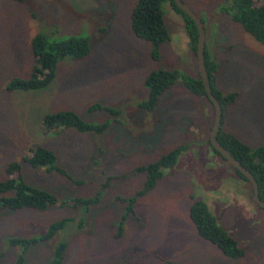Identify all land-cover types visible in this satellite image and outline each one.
Masks as SVG:
<instances>
[{
  "label": "rangeland",
  "instance_id": "1",
  "mask_svg": "<svg viewBox=\"0 0 264 264\" xmlns=\"http://www.w3.org/2000/svg\"><path fill=\"white\" fill-rule=\"evenodd\" d=\"M134 2L0 0V176L6 162L21 161L29 146L39 144L80 184L21 163L26 183L61 200L99 195L84 216L67 207L1 213L0 264H14L21 253L8 239L37 237L63 218L74 222L27 249L23 264H48L62 239L68 244L61 264H264V209L252 202L248 183L209 148L211 104L177 81L152 112L139 107L147 97L143 79L151 71L196 77L197 69L183 21L168 6V38L158 61L150 60L149 45L128 26ZM182 2L203 20L207 55L218 64V91L235 94L222 115L221 131L250 147L264 145L263 47L219 12L221 0ZM37 33L53 41L87 38L90 52L81 60L59 61L54 80L41 90L6 92L9 79L28 77L29 42ZM93 104L113 113L90 112ZM59 111L107 127L94 135L71 129L44 133L43 117ZM177 146L186 149L176 165L125 213L127 203L119 198L132 197L145 179L133 170ZM193 201L206 204L217 225L243 250L241 257H226L198 237L188 217Z\"/></svg>",
  "mask_w": 264,
  "mask_h": 264
},
{
  "label": "trees",
  "instance_id": "2",
  "mask_svg": "<svg viewBox=\"0 0 264 264\" xmlns=\"http://www.w3.org/2000/svg\"><path fill=\"white\" fill-rule=\"evenodd\" d=\"M10 1L21 2L22 0ZM166 6L181 17L190 48L195 55L196 27L175 6L172 0H135L129 12L128 26L135 38L143 40L149 45V58L152 62L158 61L159 49L168 38L164 26V8ZM218 10L226 15L231 22L237 24L264 49V0H221ZM200 21L203 24L201 18ZM29 50L32 66L28 77H12L9 79L4 87L6 92H30L47 87L55 78L59 61L63 59L75 61L86 58L90 52V47L88 39L84 37L72 36L64 40L53 41L43 34L37 33L30 39ZM204 66L210 90L221 108V126L222 115L227 106L234 101L235 94L223 96L218 91L216 87L218 64L208 57L205 46ZM177 81L194 96L205 98L209 102L198 73L196 77H193L176 70L159 69L151 71L144 77L143 86L147 88V97L139 107L152 112L161 95L176 84ZM88 110L90 112L106 111L113 113L109 108L99 104L91 105ZM41 125L46 134H57L63 130L71 129L78 133L94 135L100 134L107 127L106 123L99 125L87 123L72 111H59L45 115ZM216 140L231 157L252 175L257 185L258 199L264 202V145L258 147L247 146L233 135L221 131V129L216 135ZM206 142L213 153L218 155L210 147L208 139ZM185 149V146H177L160 155L158 159L146 166H139L133 170L136 173H144L145 179L142 188L132 197L127 199L119 198L120 201L127 203L125 213L132 212L136 199L153 189L157 181L164 175V172L176 165ZM56 159L55 154L51 150L39 144H34L27 148L26 154L23 155L21 161L6 162L3 166L4 176H0V214L22 209L43 212L51 207H67L76 210L82 216L86 215L89 208L98 203V194L89 198L61 200L52 193L34 187L24 181L21 163L26 164L34 171L42 170L45 173H55L71 183L80 184L79 181H74L64 168L56 164ZM234 172L241 180L246 182L239 173ZM188 217L198 237L213 245L222 255L229 258H239L243 255V250L238 246L237 242L217 225L215 217L210 213L205 203L193 201L188 208ZM73 222L72 218H63L51 223L46 231L37 237L8 239L7 243L10 247L19 246L21 248V253L17 256L14 264H23V253L27 249L38 242H46L52 239L67 224ZM80 225L81 221L76 226L80 227ZM67 244L68 239H62L55 245L48 264L62 263Z\"/></svg>",
  "mask_w": 264,
  "mask_h": 264
},
{
  "label": "water",
  "instance_id": "3",
  "mask_svg": "<svg viewBox=\"0 0 264 264\" xmlns=\"http://www.w3.org/2000/svg\"><path fill=\"white\" fill-rule=\"evenodd\" d=\"M172 1L175 4V6L194 23L197 30L196 49H195L196 69L203 90L206 94V98L210 102L213 109L212 124L208 133L209 145L234 171L239 173L246 180V182L251 188L252 202L258 208L264 209V202L258 199L257 185L252 175L246 169H244L233 157H231L229 153L224 148H222L216 140V135L220 129L221 108L218 101L214 98L210 90L209 81L204 66L203 24L201 23L200 18L196 16L181 0H172Z\"/></svg>",
  "mask_w": 264,
  "mask_h": 264
}]
</instances>
